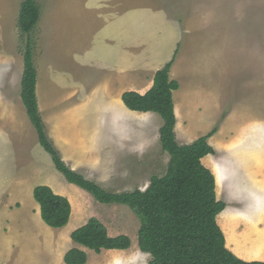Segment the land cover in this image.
I'll list each match as a JSON object with an SVG mask.
<instances>
[{"label":"rangeland","instance_id":"rangeland-1","mask_svg":"<svg viewBox=\"0 0 264 264\" xmlns=\"http://www.w3.org/2000/svg\"><path fill=\"white\" fill-rule=\"evenodd\" d=\"M24 1L0 0V96L5 97L6 109L18 112L21 107L22 126L25 121L35 132L21 98L27 42L18 24ZM35 1L41 17L29 37L48 134L62 142L63 159L72 169L116 193L146 190L152 177L165 175L170 156L161 149L159 115L144 131L135 118L127 125L116 121V127L106 118L100 123L93 118L106 105L97 100L109 89L104 77L125 57L114 38L116 29L109 28L112 18L132 15L136 27L144 28L157 17L162 23L156 25H162L165 33L172 34V26L180 30L182 44L175 54L187 70L177 99L185 106L187 91H193L200 99L195 105L203 110L196 112L195 106L185 112L179 141L192 144L191 139L217 130L209 142L216 151L213 157L227 165L233 192L221 189L217 196L228 207L226 215L238 237V248L247 250L251 240L255 244L258 240L259 251H264V0ZM141 33L146 35V30ZM200 85L211 89V97L201 95ZM89 91L94 97H88ZM35 137L36 144L31 140L26 149L21 147L20 160L42 161L47 173L38 176L35 185L53 182L58 195L71 201L72 217L62 229L48 227L33 192L30 198L6 205L11 211L0 214L6 226L9 223V230L0 231V264H65L64 256L73 248L87 252V264H110L115 255H119L116 263L111 264H148L151 257L138 246L141 222L135 213L127 206L98 203L85 190L69 184ZM244 164L253 175L245 174ZM91 218L104 223L112 237L129 236L132 247L100 255L79 247L71 235Z\"/></svg>","mask_w":264,"mask_h":264},{"label":"trees","instance_id":"trees-1","mask_svg":"<svg viewBox=\"0 0 264 264\" xmlns=\"http://www.w3.org/2000/svg\"><path fill=\"white\" fill-rule=\"evenodd\" d=\"M40 17L41 8L35 0L22 3L18 26L27 44L21 98L39 143L50 155L56 170L69 184L85 190L98 203L127 206L135 213L141 222L138 246L142 253L151 257L148 264H264L237 257L227 247L225 234L218 224L217 218L226 209V203L218 199L215 175L203 164L205 157L216 153L209 140L217 130L192 144H181L177 139L174 92L180 85L170 78L176 54L156 73L154 86L147 94L127 92L122 98L128 110L154 113L162 118L160 145L170 156L165 175L152 177L144 191L116 193L87 179L66 163L47 133L37 96L38 71L29 36ZM33 195L45 225L62 229L69 224L73 207L67 197L45 185L36 187ZM71 239L98 255L103 251H126L132 247L129 236L112 237L106 225L97 218H91L74 231ZM88 261L87 252L79 248L69 250L64 256L65 264H87Z\"/></svg>","mask_w":264,"mask_h":264},{"label":"crops","instance_id":"crops-1","mask_svg":"<svg viewBox=\"0 0 264 264\" xmlns=\"http://www.w3.org/2000/svg\"><path fill=\"white\" fill-rule=\"evenodd\" d=\"M134 18L135 17L132 15L112 18L114 21H111L113 24H111L109 28L111 31L112 28L116 29L114 38L120 46V55L125 57L124 59H121L120 64L111 71L109 76L106 75L104 77L103 80L106 81L105 86H108L109 89L102 91L101 95L97 97V100L100 101L99 103H106V105L103 107L102 113H100L99 110V112L95 115L98 119L96 120L94 115L93 118L99 123L102 122L101 118H106L109 122H112L115 127L116 121L127 125L129 120L135 118L137 122L142 124V131H144V126L148 127L151 122L159 119L157 114L139 113L128 110L123 103V95L127 92H136L141 95L147 94L154 86L156 73L174 58L176 50H178V46L182 44V41L179 40L181 34L179 32L180 30H178L175 26H172V34H169L168 32H166V34L162 25H156L157 23H162V18L158 20L157 17H153V19L148 22L151 26L148 27L146 25L144 28L136 27V20H134ZM139 22L144 23L145 21L141 20ZM144 29L146 30V35L145 33L138 35V33L142 32ZM134 35L138 36H135L134 38ZM178 62L179 61L176 59L171 69L170 78L171 80L177 81L180 85V88L174 92L175 113L178 120L176 135L179 141V133L181 129L185 127L180 120L184 116L185 112L195 106L198 108L196 112L202 111L203 109L201 108L202 106L195 105L200 99L199 96L193 93V91H187L185 106H181L178 102V93L183 90L181 78L184 77L183 72L187 70V68L181 67L182 62H179L180 64ZM190 88V90H193V86H190ZM199 88L202 96L209 94V97H211L210 88L206 89L204 86L201 87V85L197 86V90H199ZM87 93L88 97H94L93 91H89ZM37 96L38 101L40 102L38 85ZM102 96L105 98L103 99ZM67 100H71V98L67 97ZM6 106L5 97L0 96V214L3 212L5 215L7 213L9 214L11 211L6 210L5 206L12 205L16 201L20 202L25 198H30L32 192L34 193V190L37 187L35 185L36 178L47 173L45 167L41 168L42 161L38 162L36 157L31 161L26 160L22 162L20 160L21 147L26 149V146L29 145V141L31 140L33 144H36L35 136L37 135V132L36 130H34L35 132H32L30 126L25 121L22 126L21 107H18L19 111L17 112L13 107H11L10 110L6 109ZM7 107L9 108V106ZM190 113L192 112L190 111ZM156 122L159 126L158 120ZM45 124L47 133H49V124L47 122H45ZM48 135L50 136V134ZM50 137L51 139L53 138L52 141L56 147L58 149L60 148L59 151L63 153L61 146L64 145L62 142L60 143L57 141L53 135ZM198 139L199 138L195 137L189 142L193 143ZM144 140L147 141L148 139ZM179 143L181 142L179 141ZM240 147H242V143L238 144V147L235 149ZM220 163L213 157V155H209L203 159V164L210 169L216 177L217 195L218 192H221V189H226L227 192L233 193L230 191L231 186L229 182L232 178L231 174L227 169L226 163ZM243 169L245 174L249 176L253 175V172L246 168L245 164L243 165ZM52 183L51 185L46 184L45 186L51 187L57 194H59L56 187H54ZM228 213V207L226 206V209L222 214L225 215ZM246 219L248 224L251 225L253 223L250 218ZM234 221L235 218H233V222ZM7 225L8 226H6V219L0 215V231L2 233H4L6 229L9 230V223ZM259 244L260 242L258 240H256V244L253 243V240H251L250 247L247 250L241 247L240 251L243 255L236 253L237 257L247 262H264V251H259ZM227 246L229 247L228 242ZM10 263L11 262H6L4 264Z\"/></svg>","mask_w":264,"mask_h":264},{"label":"bare ground","instance_id":"bare-ground-1","mask_svg":"<svg viewBox=\"0 0 264 264\" xmlns=\"http://www.w3.org/2000/svg\"><path fill=\"white\" fill-rule=\"evenodd\" d=\"M226 217H227L226 214L225 215L222 214L220 216V220H221V223H222V228H223V230H224V232L226 234V237H227V242L235 250L234 252L239 253V255H243V253L238 248V246H239L238 237L235 235L234 229L230 228V225L228 223L229 217H227V219H226ZM118 256L119 255H115V256L112 257L113 258L112 260H113L114 263H116L115 261L118 258ZM113 262L110 261V264L113 263Z\"/></svg>","mask_w":264,"mask_h":264}]
</instances>
